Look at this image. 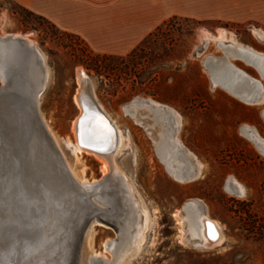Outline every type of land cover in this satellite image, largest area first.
I'll return each instance as SVG.
<instances>
[{
    "label": "rangeland",
    "instance_id": "rangeland-1",
    "mask_svg": "<svg viewBox=\"0 0 264 264\" xmlns=\"http://www.w3.org/2000/svg\"><path fill=\"white\" fill-rule=\"evenodd\" d=\"M219 30L264 54L262 28L179 17L159 26L128 55L101 54L17 3L0 2V36H28L45 57L50 77L39 99L40 111L68 160L89 184L109 175L94 156L72 152L74 122L81 115L75 101L78 70L89 78L98 102L124 134L110 176L118 187L112 185L126 204L122 180L126 176L138 204L140 226L145 217L149 221L144 240L128 250L120 264H264V145L260 141L264 140V99L252 104L214 85L209 60H227L262 83L263 90L264 74L242 52L230 53L229 42L221 44L203 34L217 36ZM259 31L263 35L255 34ZM138 101L175 110L182 118L180 130L174 131L168 113L135 104ZM199 164V176L189 180L188 172L198 170ZM236 186H243L244 194ZM99 206L102 209L89 214L82 229L76 230L69 262L65 258L63 264H87L88 258L99 255L113 261L107 245L118 239L113 209ZM128 206L115 207L121 220L132 215ZM195 208L219 223L224 235L220 245L197 246L199 240L190 232ZM60 243H53L54 252L62 251ZM64 250L69 254V247ZM54 252L30 255L17 264H53V256L47 258Z\"/></svg>",
    "mask_w": 264,
    "mask_h": 264
},
{
    "label": "bare ground",
    "instance_id": "bare-ground-1",
    "mask_svg": "<svg viewBox=\"0 0 264 264\" xmlns=\"http://www.w3.org/2000/svg\"><path fill=\"white\" fill-rule=\"evenodd\" d=\"M203 34L205 37L216 39L221 44H226V41L229 42L230 48L227 49L230 53L236 55L242 52L241 56L257 65L264 74L263 53L257 52L251 47H245L227 30H219L217 36H212L208 31H204ZM255 34L261 36L263 32L259 31ZM27 37L22 35L0 36V58H2L0 67L5 78L7 76L9 81L16 80L14 71L24 68L29 80L39 84L37 97L40 98L46 88L50 73L42 51L38 49L34 41ZM222 46L225 48V45ZM209 61L210 67L213 68L214 85L220 84L252 104L263 101L264 90L262 83L258 80L250 78L225 59L212 57ZM77 77L79 89L75 101L81 110V115L74 122L76 141L73 143V155L84 152L94 156L102 164L105 175H109L102 182L94 184L100 188L103 186L106 199L109 202L114 201L113 203L117 207L123 208L124 205L128 204L132 214L121 220L115 209L120 220L118 239L107 243L113 254V261H107L105 256L100 257L99 255L88 258L87 264H120L125 260L128 250L132 249L133 246L136 248L144 240L142 236L148 227L149 219L145 217L142 227L140 226L138 204L124 175L122 180L125 185V198H128V202L126 204L124 202L122 205L121 196L116 194L119 189H116L118 186L110 176L115 166L114 157L124 139V134L104 106L98 102L94 85L85 80L80 70L77 72ZM138 103H142L150 109L168 113L173 119L174 131L180 130L182 118L172 108L155 102H135V104ZM39 104L38 102L41 120L45 124L47 132L54 139L55 146L64 158L71 176L77 182V190L90 188L93 184H89L90 182L83 177V172L80 174V171L75 169L76 166L74 168L72 161L68 160L62 149L61 141L53 134L47 124ZM8 112L9 124L7 123V128L9 130L2 137L3 143L0 146V264H17L18 260L30 255L41 253L43 256L50 251L53 253L55 251L54 246L60 242L63 247L62 251L54 252L53 255L50 254L47 259L53 256V264H63L65 258L69 256L64 250L71 241V236L67 234L68 227L73 224L78 214V201L82 198L81 194L66 184L51 186L38 179V173L41 175L44 170V164L39 157L40 153L33 154L35 148L39 150L38 145L32 147L34 138L28 134L26 127L20 124L19 120L14 119L15 115H12L13 112L10 109ZM113 129L116 134L112 132ZM260 141L264 145V140L260 139ZM16 147H18V154L21 153L20 156L17 154ZM187 157L190 158L188 155ZM201 168V164H199L198 170L193 171L191 168V172L189 171L186 177L189 180L197 178ZM45 188L49 189V193H46ZM237 190L240 194L245 192L243 186L237 187ZM193 204L196 206V203ZM60 211H67L68 215L62 216ZM126 211L123 212L126 213ZM190 232L193 238L199 240L197 246L205 249L216 247L224 240L219 223L206 216V213L199 212L197 208L192 213ZM64 252L67 254L66 256Z\"/></svg>",
    "mask_w": 264,
    "mask_h": 264
},
{
    "label": "crops",
    "instance_id": "crops-1",
    "mask_svg": "<svg viewBox=\"0 0 264 264\" xmlns=\"http://www.w3.org/2000/svg\"><path fill=\"white\" fill-rule=\"evenodd\" d=\"M4 1V0H0ZM96 53L125 56L173 18L264 29V0H11Z\"/></svg>",
    "mask_w": 264,
    "mask_h": 264
},
{
    "label": "water",
    "instance_id": "water-1",
    "mask_svg": "<svg viewBox=\"0 0 264 264\" xmlns=\"http://www.w3.org/2000/svg\"><path fill=\"white\" fill-rule=\"evenodd\" d=\"M1 59L2 58H0V62H2ZM13 74L16 76V80L9 81L7 80V76L5 78L2 68L0 69V78L2 80V84L0 85V146L3 143L2 137L9 130L7 128V123L9 124L8 109H10L13 112L12 115H15L14 119L19 120L20 124L26 127L27 132H29L28 134L34 138L32 140V147L38 145L39 150L35 148L33 154L40 153V160L42 164H44L43 174L40 175L38 173V179L45 181L51 186L66 184L69 188H74L81 194L82 198L78 201V214L73 224L68 227L69 231L67 234L71 236V241L68 244L70 249L68 256L69 262L71 255L70 246L77 236L76 230L82 229L87 222L86 218L89 214L102 209L99 204L112 206L113 218H115L114 224L119 234L120 220L114 208L117 207V205L105 199L106 194L103 191V186L100 188L96 184H93L90 188H80V191L77 190L76 187L78 184L67 169L64 158L55 146L54 139L45 129V124L42 122L40 113L38 112V102L40 98L37 97V93L39 91V84H35L29 80L25 74L24 68H19L16 72L14 71ZM82 75L87 82H90L89 78L84 73H82ZM112 132L116 134L114 129ZM17 148L18 147H16V151ZM18 155L20 156L21 153ZM44 190L46 193H49L48 188ZM60 215L66 216L68 213L67 211H60Z\"/></svg>",
    "mask_w": 264,
    "mask_h": 264
}]
</instances>
